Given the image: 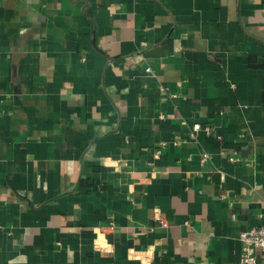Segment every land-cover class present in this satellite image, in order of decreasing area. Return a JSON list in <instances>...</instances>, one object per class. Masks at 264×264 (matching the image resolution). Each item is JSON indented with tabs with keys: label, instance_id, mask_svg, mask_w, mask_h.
I'll use <instances>...</instances> for the list:
<instances>
[{
	"label": "crops",
	"instance_id": "1",
	"mask_svg": "<svg viewBox=\"0 0 264 264\" xmlns=\"http://www.w3.org/2000/svg\"><path fill=\"white\" fill-rule=\"evenodd\" d=\"M257 226L264 0H0V264H241Z\"/></svg>",
	"mask_w": 264,
	"mask_h": 264
},
{
	"label": "built area",
	"instance_id": "2",
	"mask_svg": "<svg viewBox=\"0 0 264 264\" xmlns=\"http://www.w3.org/2000/svg\"><path fill=\"white\" fill-rule=\"evenodd\" d=\"M150 72V69H146ZM201 130L199 124H195L193 127V137L196 133ZM161 151H157L159 155ZM203 162L207 161V156L205 155L202 159ZM240 239L243 244L242 254L240 263L241 264H257V254L256 250L264 252V226H257L251 229L245 230L241 233Z\"/></svg>",
	"mask_w": 264,
	"mask_h": 264
}]
</instances>
